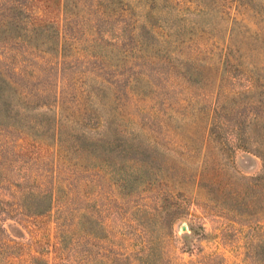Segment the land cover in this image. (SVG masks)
Returning a JSON list of instances; mask_svg holds the SVG:
<instances>
[{"label": "rangeland", "instance_id": "374dc122", "mask_svg": "<svg viewBox=\"0 0 264 264\" xmlns=\"http://www.w3.org/2000/svg\"><path fill=\"white\" fill-rule=\"evenodd\" d=\"M18 2L27 12L33 8L44 29L27 44L49 47L56 39L52 27L68 40L64 60L40 49L8 52L7 70L25 100L53 104L54 97L40 93L48 86L72 98L83 88L74 83L80 73L82 82L95 73L110 79L119 93L117 109L138 118L128 126L156 145L159 175L172 179L163 185L162 202L179 211L170 233L169 214L157 206L155 191L120 188L118 173L102 155L76 148L74 140L94 123L69 119L76 110L69 101L56 140L47 112L28 114L46 124L39 136L0 124V264H264L263 213L205 214L196 206L194 184L181 186V169L195 172L205 153L196 141L204 126L196 110L208 108L218 92L244 87L230 80L241 74L240 64L264 66V0H64L59 9L44 0ZM133 97L146 109L144 117L132 110ZM111 100L107 95L103 103L113 107ZM186 134L198 143L192 149L181 143ZM190 155L195 158L188 163L181 160ZM229 155V173L261 171L255 154L234 148ZM50 191L51 208L36 213ZM138 205L153 209L147 216L136 212Z\"/></svg>", "mask_w": 264, "mask_h": 264}, {"label": "trees", "instance_id": "16d2710c", "mask_svg": "<svg viewBox=\"0 0 264 264\" xmlns=\"http://www.w3.org/2000/svg\"><path fill=\"white\" fill-rule=\"evenodd\" d=\"M63 1L44 0L49 7L51 5L58 9L63 7ZM246 5L249 8L255 7L252 1H248ZM255 9L260 11L259 8ZM27 11V8L18 0H0V49H2L0 52V124L6 121V126L10 125L12 130L18 131V134L39 136V132L43 131L46 124L38 120L37 115L40 112H47L50 116L52 114L56 123L53 128L56 140V135H62L59 130H56V125L63 118L62 112L70 101L76 110L72 112L73 116L68 117L69 119L77 122H80V119H88L94 123L93 127L86 126L82 130L85 135L80 134L74 140L76 141L75 147L79 149L86 146L95 158L102 155L105 164L110 165V170L118 173L120 188L129 192L138 191L139 194L155 191L151 196L156 198L159 209L169 214L166 222L171 233L178 217L175 214L178 213L179 208L162 201L165 195L163 185L172 183L170 181L172 179L162 173L159 175L156 145L147 138H141L139 132L128 126V123L133 124L138 118L134 120L130 116L131 112H122L121 109H117L116 102L119 101V93L114 90V82L95 73L91 74L95 76L91 79L88 78L90 75L84 78L92 81L87 85L85 80L82 82L80 73L76 74L74 83L79 81L80 87L83 85V88L72 98H66L60 90H54L53 93L48 86L40 90V93L54 97L53 104L46 102L33 104L32 101L25 100L23 91L20 89L21 84L13 77V72L7 70V62L12 55L8 52L22 50V52L36 54L35 50L40 49L41 54H47L52 58H56L55 55L63 60L66 56L68 58L66 53L68 44L66 41L68 40L59 38L60 29L52 27L51 30H56V39L52 40L47 48L42 49L44 47L42 44L39 46L27 44L32 41V38L41 34L42 30L44 31L42 22L34 13L33 8L30 12ZM69 45L71 46L70 43ZM41 58L44 56L41 55ZM240 66L242 67L241 74L232 76L230 80L242 81L245 83L244 87L228 92H218L208 108L196 110V113L198 112L201 116L199 121H204L203 133L199 136L200 141H196L200 143V146H204L205 153L201 156L198 170L193 172L187 168L181 169V186H186L191 182L194 184V190L200 195L198 196L200 203L196 206L200 212L205 214L216 215L215 213L220 211L239 217L252 216L255 213L264 215V66L250 63H243ZM14 68L20 73V65L15 64ZM222 72L224 71L220 72V77L224 81L221 76ZM184 75L190 77L191 80L195 77L192 73ZM110 94L111 103H116L113 107H108L103 103L105 96ZM138 102L139 100L133 97L132 110L140 114L139 118L144 117L146 109L142 108ZM30 113L37 115L35 118L29 117ZM26 128H28L27 131L33 129L35 133L29 132L31 135L25 132ZM86 136H94V138L87 141ZM196 141L186 134L181 143L184 148L192 149L198 144ZM234 148L243 149L259 157L262 164L261 171L253 176H237V174L229 173L227 168L229 159L227 158ZM211 149L215 150L218 159L216 156L212 159L208 158L212 153ZM190 158H195V155H190L187 159L181 156V160L187 163ZM138 182L141 183L140 186L136 190H131ZM42 196V201L36 205L35 212L38 214L49 210L53 203L51 191ZM152 209L138 205L136 212L148 216Z\"/></svg>", "mask_w": 264, "mask_h": 264}, {"label": "water", "instance_id": "95a60500", "mask_svg": "<svg viewBox=\"0 0 264 264\" xmlns=\"http://www.w3.org/2000/svg\"><path fill=\"white\" fill-rule=\"evenodd\" d=\"M181 229L184 230V231L186 230L185 224H182Z\"/></svg>", "mask_w": 264, "mask_h": 264}]
</instances>
